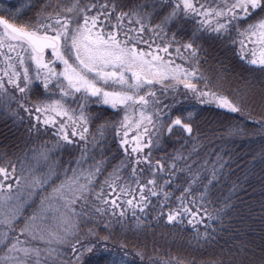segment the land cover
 Instances as JSON below:
<instances>
[{"label":"snow or ice","instance_id":"1","mask_svg":"<svg viewBox=\"0 0 264 264\" xmlns=\"http://www.w3.org/2000/svg\"><path fill=\"white\" fill-rule=\"evenodd\" d=\"M209 42L232 55L210 61ZM0 61V119L40 141L0 155V264H264V0H14ZM213 137L248 151L197 165L175 148ZM233 164L242 176L220 198ZM244 185L259 260L247 245L204 260L129 239L186 221L198 249Z\"/></svg>","mask_w":264,"mask_h":264},{"label":"trees","instance_id":"2","mask_svg":"<svg viewBox=\"0 0 264 264\" xmlns=\"http://www.w3.org/2000/svg\"><path fill=\"white\" fill-rule=\"evenodd\" d=\"M11 0H0V5L9 6L8 4L12 3ZM209 48V60L211 61L212 57H217L219 59H223L226 55L231 56V52H225L221 50L214 42H209L206 45ZM179 62V61H177ZM232 67L235 68L237 72H241L244 75H248V73L243 72L244 68L251 67L246 63L237 60L235 57H232ZM207 67V66H205ZM209 119L215 120L219 122L221 119H227L228 117H223L217 114L216 110L213 109L212 112L206 114ZM24 126L14 124L12 120L4 118L0 119V155L4 153L8 154H22L23 152H27L29 148L36 147L40 141H37L35 144L27 142L24 136ZM135 133H130V138ZM44 140H49L47 137H43ZM91 144L88 145L90 147ZM109 146L112 147V151L116 152L114 146H112V142L109 139ZM83 147V145H82ZM175 148L178 152L182 151L184 156H188L191 153V160L189 163H196L197 165H202L206 161H214L216 160V155H213L215 152L217 155L222 154L223 151H228L232 154V159H236L237 157H242L245 152L248 151V146L243 143V139H237L234 143L231 142H221L213 137V141L209 143L205 140H198L195 143L187 144L185 146L175 144ZM169 152L172 151V148L168 149ZM160 155H164V153H160ZM119 159H123V155L117 153ZM68 155L63 154L60 158L63 160H67ZM119 159L114 160L113 164L119 162ZM223 159L227 161L229 157L227 155L223 156ZM242 163V161H241ZM67 166V165H65ZM232 174L229 175L228 170H225L224 178L221 180L220 184L217 187L216 195L220 198L228 195L229 186L237 176H242V172L236 168L235 164L231 166ZM108 170H111L109 168ZM253 184L256 183V180L253 179L251 181ZM258 187V185H257ZM244 188L247 189V192L241 191L238 193V199L234 197L233 202L237 205V211L233 212L230 216L225 217L223 219L222 224L214 223L210 221H206V223H211V232L212 239L202 247L195 249L190 247V244L194 245L195 242L192 240V228L185 221L184 224L170 225L167 224L166 221L152 222L149 223L152 225L149 229L158 230V234L166 240L171 241V245L178 246L180 248H191L194 251L202 255H215L219 253H227L229 250L235 251L238 246L247 245L251 247L255 251V255L251 258L254 260H259L260 257V239H259V228L258 225H254L251 220H247V212L248 206L251 205L254 208H257L258 205L256 203V199L250 196L251 188H248L247 185H244ZM98 191V189H97ZM179 194V193H177ZM258 196V193H257ZM252 228L256 229V235L252 236L251 231ZM214 229L215 231H212ZM199 231L203 232L204 227L200 226ZM161 232V233H160ZM133 243V239H130ZM151 249V248H149ZM167 252H171L173 255L180 254L178 251H165L163 249L156 250V254L164 255ZM198 256V255H197ZM199 257V256H198Z\"/></svg>","mask_w":264,"mask_h":264},{"label":"rangeland","instance_id":"3","mask_svg":"<svg viewBox=\"0 0 264 264\" xmlns=\"http://www.w3.org/2000/svg\"><path fill=\"white\" fill-rule=\"evenodd\" d=\"M11 1L14 2V0H11ZM8 5H10V4H8ZM2 66H3L2 61H0V67H2ZM45 137L50 139V137H48V136H45ZM89 148H92V145H90ZM60 158L61 157H57L56 158L57 161H60ZM67 159H69V158H67ZM97 159L98 160L100 159L99 155L97 156ZM109 171H111V170H109ZM13 187L15 188V184H13ZM98 191H99V189H98ZM48 192H51V189H48ZM38 206H39V201L36 202V207H38ZM32 211H33V208H27L25 211V215L27 216V215L31 214ZM129 218H130L131 223H133V224L136 223L135 219H131V213H129ZM48 226L51 227L53 230H56L59 227V224L56 220L50 219L48 222ZM151 230L152 231H150V229H148L146 233L140 234L139 236H133V235L129 234V239L132 238L133 241L137 242V243H140V242L146 243L149 248L152 249L154 247L156 250L163 249L165 251H178L182 255H187V254H191V253L195 252V254L199 256V257L197 256L198 259H204V260L214 258L220 254L219 253L218 255L215 254V255H206L205 256V255L198 253L197 251H194L191 248L185 249V248H180L177 245L173 246V245H171L172 244L171 241L164 239L163 237H161L158 234V230H156V229H151ZM169 243H171V244H169Z\"/></svg>","mask_w":264,"mask_h":264}]
</instances>
